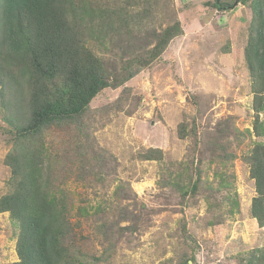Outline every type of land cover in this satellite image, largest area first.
<instances>
[{
	"label": "rangeland",
	"instance_id": "obj_1",
	"mask_svg": "<svg viewBox=\"0 0 264 264\" xmlns=\"http://www.w3.org/2000/svg\"><path fill=\"white\" fill-rule=\"evenodd\" d=\"M129 1L149 2L153 13L124 33L123 44L135 45L129 58L152 47L148 33L178 20L181 32L131 79L103 89L80 122L48 131L55 183L73 200L74 230L84 236L68 235L67 245L86 264H246L250 251L264 247L247 161L264 141L253 131L255 93L245 61L251 0H221L231 4L224 9L215 0L98 3ZM112 50L103 55L119 58L118 41ZM18 82L8 81L3 92L0 84V196L10 176L9 122L17 115L8 102L28 89L25 78ZM151 147L163 150L161 160L141 157ZM82 206L94 208L83 215ZM16 244L9 214L0 213V264L19 260Z\"/></svg>",
	"mask_w": 264,
	"mask_h": 264
},
{
	"label": "trees",
	"instance_id": "obj_2",
	"mask_svg": "<svg viewBox=\"0 0 264 264\" xmlns=\"http://www.w3.org/2000/svg\"><path fill=\"white\" fill-rule=\"evenodd\" d=\"M213 4L218 9L231 5L221 0ZM251 7L245 61L255 93L253 131L264 136V0H251ZM152 14L149 2L106 7L98 0H0V69L17 84L21 78L28 83L20 100L8 102L17 115L9 122L13 140L4 163L10 168V176L0 196V213L9 214L17 235L19 260L13 264L87 263L67 245L68 235L80 241L84 236L74 230L73 200L55 183L57 158L48 145L47 133L80 122L103 89L118 87L160 57L181 32L179 20L148 33L146 46L152 47H146L149 50H144L141 58H129L135 45L122 42L124 33L132 34ZM117 41L119 58H106L104 51H113ZM4 73L0 74L2 92L12 81ZM162 155V149L151 147L141 157L161 160ZM247 161L259 194L253 198L252 216L263 224L264 141L256 142ZM230 200L234 213L236 195ZM90 208L94 207L82 206L81 214L88 215ZM245 257L246 264H264V247L253 249Z\"/></svg>",
	"mask_w": 264,
	"mask_h": 264
}]
</instances>
